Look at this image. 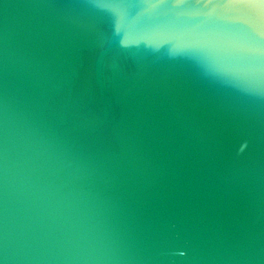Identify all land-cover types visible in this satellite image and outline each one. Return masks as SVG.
<instances>
[{"label": "water", "instance_id": "1", "mask_svg": "<svg viewBox=\"0 0 264 264\" xmlns=\"http://www.w3.org/2000/svg\"><path fill=\"white\" fill-rule=\"evenodd\" d=\"M0 264H264V0H0Z\"/></svg>", "mask_w": 264, "mask_h": 264}]
</instances>
